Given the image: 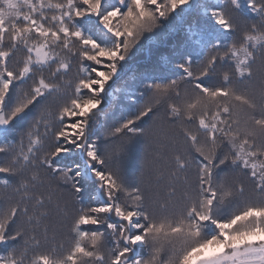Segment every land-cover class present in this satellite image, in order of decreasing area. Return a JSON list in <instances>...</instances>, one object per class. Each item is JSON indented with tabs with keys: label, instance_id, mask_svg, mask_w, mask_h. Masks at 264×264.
I'll return each instance as SVG.
<instances>
[{
	"label": "snow or ice",
	"instance_id": "snow-or-ice-1",
	"mask_svg": "<svg viewBox=\"0 0 264 264\" xmlns=\"http://www.w3.org/2000/svg\"><path fill=\"white\" fill-rule=\"evenodd\" d=\"M0 264H264V0H0Z\"/></svg>",
	"mask_w": 264,
	"mask_h": 264
}]
</instances>
